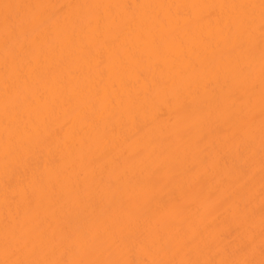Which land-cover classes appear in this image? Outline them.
<instances>
[{"label": "snow or ice", "instance_id": "6c2138e0", "mask_svg": "<svg viewBox=\"0 0 264 264\" xmlns=\"http://www.w3.org/2000/svg\"><path fill=\"white\" fill-rule=\"evenodd\" d=\"M0 264H264V0H0Z\"/></svg>", "mask_w": 264, "mask_h": 264}, {"label": "bare ground", "instance_id": "6f19581e", "mask_svg": "<svg viewBox=\"0 0 264 264\" xmlns=\"http://www.w3.org/2000/svg\"><path fill=\"white\" fill-rule=\"evenodd\" d=\"M50 3H67L70 0H46ZM71 2H90V3H127V4H136V3H190L193 0H71ZM209 2H218V3H233V2H248V0H209ZM3 209L0 208V214H2Z\"/></svg>", "mask_w": 264, "mask_h": 264}]
</instances>
